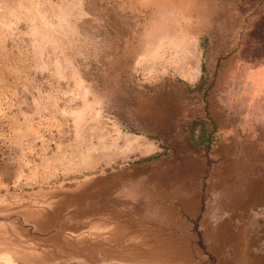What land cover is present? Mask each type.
I'll return each mask as SVG.
<instances>
[{
    "label": "rangeland",
    "instance_id": "374dc122",
    "mask_svg": "<svg viewBox=\"0 0 264 264\" xmlns=\"http://www.w3.org/2000/svg\"><path fill=\"white\" fill-rule=\"evenodd\" d=\"M261 256L264 0H0V264Z\"/></svg>",
    "mask_w": 264,
    "mask_h": 264
},
{
    "label": "crops",
    "instance_id": "0c3cea01",
    "mask_svg": "<svg viewBox=\"0 0 264 264\" xmlns=\"http://www.w3.org/2000/svg\"><path fill=\"white\" fill-rule=\"evenodd\" d=\"M247 257H249L250 254L246 253ZM256 257V256H255ZM219 264H264V258H254V259H223Z\"/></svg>",
    "mask_w": 264,
    "mask_h": 264
}]
</instances>
